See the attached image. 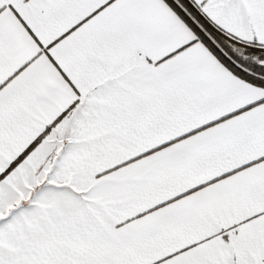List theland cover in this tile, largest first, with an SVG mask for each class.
I'll return each mask as SVG.
<instances>
[{
  "label": "snow or ice",
  "instance_id": "1",
  "mask_svg": "<svg viewBox=\"0 0 264 264\" xmlns=\"http://www.w3.org/2000/svg\"><path fill=\"white\" fill-rule=\"evenodd\" d=\"M0 264H264V0H0Z\"/></svg>",
  "mask_w": 264,
  "mask_h": 264
}]
</instances>
